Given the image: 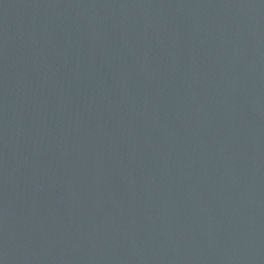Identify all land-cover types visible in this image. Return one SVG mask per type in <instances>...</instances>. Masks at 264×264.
Masks as SVG:
<instances>
[{
    "label": "water",
    "instance_id": "obj_1",
    "mask_svg": "<svg viewBox=\"0 0 264 264\" xmlns=\"http://www.w3.org/2000/svg\"><path fill=\"white\" fill-rule=\"evenodd\" d=\"M0 264H264V0H0Z\"/></svg>",
    "mask_w": 264,
    "mask_h": 264
}]
</instances>
